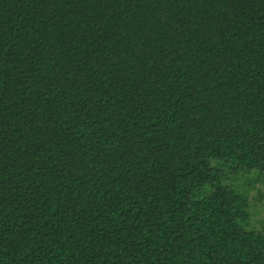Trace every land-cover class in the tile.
Segmentation results:
<instances>
[{
	"label": "trees",
	"instance_id": "obj_1",
	"mask_svg": "<svg viewBox=\"0 0 264 264\" xmlns=\"http://www.w3.org/2000/svg\"><path fill=\"white\" fill-rule=\"evenodd\" d=\"M263 198L264 0H0V264H264Z\"/></svg>",
	"mask_w": 264,
	"mask_h": 264
},
{
	"label": "rangeland",
	"instance_id": "obj_2",
	"mask_svg": "<svg viewBox=\"0 0 264 264\" xmlns=\"http://www.w3.org/2000/svg\"><path fill=\"white\" fill-rule=\"evenodd\" d=\"M248 178H246L247 180ZM237 189L244 191V184L243 182H241V180L239 179L238 182H235L233 184ZM246 190V189H245ZM251 198L255 197L256 198V193H251L250 194ZM258 196V195H257ZM252 203H253V212L252 215H250L248 217V219L245 222V228H251L254 227L253 229H256V227H260L263 228L264 227V198L262 201H258L257 199H252ZM258 228V229H260ZM264 229V228H263ZM251 230V229H250Z\"/></svg>",
	"mask_w": 264,
	"mask_h": 264
}]
</instances>
